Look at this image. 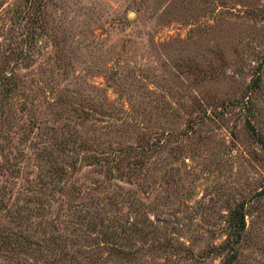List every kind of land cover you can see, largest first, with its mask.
I'll list each match as a JSON object with an SVG mask.
<instances>
[{"label":"rangeland","instance_id":"374dc122","mask_svg":"<svg viewBox=\"0 0 264 264\" xmlns=\"http://www.w3.org/2000/svg\"><path fill=\"white\" fill-rule=\"evenodd\" d=\"M241 204L264 264V0H0V264H224Z\"/></svg>","mask_w":264,"mask_h":264},{"label":"trees","instance_id":"16d2710c","mask_svg":"<svg viewBox=\"0 0 264 264\" xmlns=\"http://www.w3.org/2000/svg\"><path fill=\"white\" fill-rule=\"evenodd\" d=\"M6 78V75H3L1 77V79ZM19 225H23L22 223H20ZM245 227V220H244V214L242 211V204L239 205L238 207H236L230 214L229 217V223H228V233L227 236L225 237V244H221L222 249L221 251L223 252L225 249L227 250V262L224 264H230V262L232 261V259L235 257L234 252H232L231 250H233V245L230 246L231 241H233L234 237H239L240 232L244 229ZM230 237H232L230 239ZM110 248L116 253V254H122V249L120 246L116 245V244H111Z\"/></svg>","mask_w":264,"mask_h":264}]
</instances>
